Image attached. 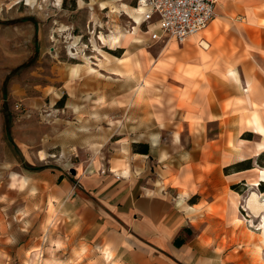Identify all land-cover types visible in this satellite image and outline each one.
I'll return each mask as SVG.
<instances>
[{
  "label": "crops",
  "instance_id": "crops-1",
  "mask_svg": "<svg viewBox=\"0 0 264 264\" xmlns=\"http://www.w3.org/2000/svg\"><path fill=\"white\" fill-rule=\"evenodd\" d=\"M146 60L162 92L131 98L126 131L141 138L120 141L106 162L94 156L72 178L77 190L47 168L32 173L37 188L98 232L116 264H264V235L250 224L264 212V0H218L205 29ZM104 96L89 95V132L108 117ZM123 110L116 98L112 131ZM157 131L178 135L160 143Z\"/></svg>",
  "mask_w": 264,
  "mask_h": 264
},
{
  "label": "rangeland",
  "instance_id": "rangeland-1",
  "mask_svg": "<svg viewBox=\"0 0 264 264\" xmlns=\"http://www.w3.org/2000/svg\"><path fill=\"white\" fill-rule=\"evenodd\" d=\"M132 7L135 0H0V264H116L98 244V232L78 228L49 194L43 196L32 173L60 170L77 190L72 178L93 169L94 156L106 162L120 141L141 138L126 131L131 98L162 92L146 79L143 62L168 43L182 42L147 40L144 24L128 13ZM99 93L108 117L100 132H89L90 113L98 110L89 95ZM116 98L124 108L117 132ZM154 135L167 144L178 134ZM92 146L100 147L93 152Z\"/></svg>",
  "mask_w": 264,
  "mask_h": 264
},
{
  "label": "built area",
  "instance_id": "built-area-1",
  "mask_svg": "<svg viewBox=\"0 0 264 264\" xmlns=\"http://www.w3.org/2000/svg\"><path fill=\"white\" fill-rule=\"evenodd\" d=\"M217 1L135 0V8L150 41L183 42L208 26L215 16Z\"/></svg>",
  "mask_w": 264,
  "mask_h": 264
},
{
  "label": "bare ground",
  "instance_id": "bare-ground-1",
  "mask_svg": "<svg viewBox=\"0 0 264 264\" xmlns=\"http://www.w3.org/2000/svg\"><path fill=\"white\" fill-rule=\"evenodd\" d=\"M122 6H126L124 4H122ZM114 10V9H113ZM128 10V9H127ZM130 10V9H129ZM128 12V11H127ZM132 18H133V22L134 23H140V14L138 12V10L135 7L131 8V12H128ZM113 40H116V37H112ZM256 148V147H255ZM240 158V157H239ZM257 169V168H256ZM259 169V168H258ZM125 171V170H124ZM259 175V174H258ZM261 180H264V169L261 170ZM258 180V179H257ZM263 193V192H262ZM262 202V201H261ZM259 228L261 230V234L264 235V212H262L259 216ZM252 225V224H251Z\"/></svg>",
  "mask_w": 264,
  "mask_h": 264
},
{
  "label": "trees",
  "instance_id": "trees-1",
  "mask_svg": "<svg viewBox=\"0 0 264 264\" xmlns=\"http://www.w3.org/2000/svg\"><path fill=\"white\" fill-rule=\"evenodd\" d=\"M5 95H6V93L4 92V96ZM3 107H4V110H5V108H6V104L5 103L3 104ZM9 127H10L9 119L8 118H5L4 129H5V132H6V135H7L8 140L11 142L12 140H11V138L9 136ZM134 151L140 152V153H147L148 152V146L146 144H139V148L138 149H135V147H134ZM176 243H177V241H176Z\"/></svg>",
  "mask_w": 264,
  "mask_h": 264
},
{
  "label": "water",
  "instance_id": "water-1",
  "mask_svg": "<svg viewBox=\"0 0 264 264\" xmlns=\"http://www.w3.org/2000/svg\"><path fill=\"white\" fill-rule=\"evenodd\" d=\"M71 172L74 173V170L72 169Z\"/></svg>",
  "mask_w": 264,
  "mask_h": 264
}]
</instances>
